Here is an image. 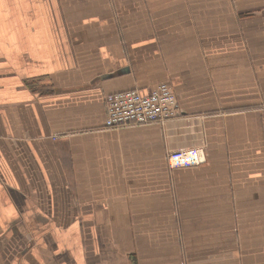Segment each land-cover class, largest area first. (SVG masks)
I'll return each mask as SVG.
<instances>
[{
  "label": "crops",
  "instance_id": "1",
  "mask_svg": "<svg viewBox=\"0 0 264 264\" xmlns=\"http://www.w3.org/2000/svg\"><path fill=\"white\" fill-rule=\"evenodd\" d=\"M0 264H264V0H0Z\"/></svg>",
  "mask_w": 264,
  "mask_h": 264
},
{
  "label": "built area",
  "instance_id": "2",
  "mask_svg": "<svg viewBox=\"0 0 264 264\" xmlns=\"http://www.w3.org/2000/svg\"><path fill=\"white\" fill-rule=\"evenodd\" d=\"M107 128L165 123L182 115L177 96L168 82H159L143 90L134 88L105 97ZM202 149L173 150L168 158L172 166L200 163L205 160Z\"/></svg>",
  "mask_w": 264,
  "mask_h": 264
}]
</instances>
